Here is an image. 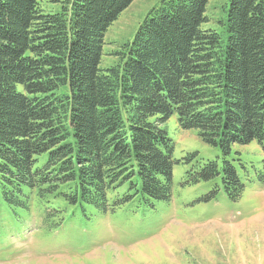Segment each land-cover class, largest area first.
I'll use <instances>...</instances> for the list:
<instances>
[{"label":"trees","instance_id":"16d2710c","mask_svg":"<svg viewBox=\"0 0 264 264\" xmlns=\"http://www.w3.org/2000/svg\"><path fill=\"white\" fill-rule=\"evenodd\" d=\"M134 1L45 14L40 0H0V234L36 219L51 238L171 200L174 116L224 156L253 142L264 152V0H229L224 37L202 28L211 0H163L102 69L106 34ZM193 160L187 185L218 179L217 192L242 195L235 159Z\"/></svg>","mask_w":264,"mask_h":264},{"label":"rangeland","instance_id":"374dc122","mask_svg":"<svg viewBox=\"0 0 264 264\" xmlns=\"http://www.w3.org/2000/svg\"><path fill=\"white\" fill-rule=\"evenodd\" d=\"M65 0H40L45 14L61 13ZM163 0H135L105 37L102 69L120 59L116 53L134 38L148 13ZM229 0H211L203 30L226 36ZM174 145L173 196L154 206L133 202L103 219L79 220L52 243L35 230L0 235V264H264V152L257 142L236 145L232 155L204 143L196 130L181 128L177 117L166 126ZM203 160L235 159L245 186L231 199L219 180L186 184L190 155ZM6 221H4L5 223ZM35 223V221H34Z\"/></svg>","mask_w":264,"mask_h":264}]
</instances>
